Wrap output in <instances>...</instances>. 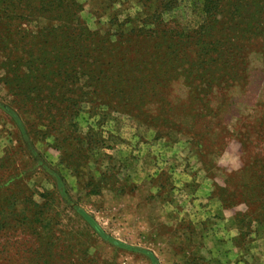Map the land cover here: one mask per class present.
Listing matches in <instances>:
<instances>
[{
  "label": "rangeland",
  "instance_id": "rangeland-1",
  "mask_svg": "<svg viewBox=\"0 0 264 264\" xmlns=\"http://www.w3.org/2000/svg\"><path fill=\"white\" fill-rule=\"evenodd\" d=\"M77 2L91 53L29 38L50 22L19 0L8 18L22 31L10 50L0 41V203L35 214L33 230L0 231V264H264V39L252 20L248 35L220 19L202 37L199 0L162 14L157 0Z\"/></svg>",
  "mask_w": 264,
  "mask_h": 264
},
{
  "label": "trees",
  "instance_id": "trees-1",
  "mask_svg": "<svg viewBox=\"0 0 264 264\" xmlns=\"http://www.w3.org/2000/svg\"><path fill=\"white\" fill-rule=\"evenodd\" d=\"M14 1L16 0H4V3L6 2V5L0 8V19L2 20V22H0V33H3L0 41H3V43H5V50L11 49L12 41H16L14 34H19L22 31L23 27L22 23L11 22V18H8L10 12H15V10L12 9V6H15ZM20 1L31 6V11L29 10L30 13L33 14L34 12L37 14V16L46 17V19L50 22V24L44 28H39L36 26L37 31H32L29 29L25 30L24 33L27 34L29 38H34L37 34H41L42 37H44L45 35L51 33V51L59 48L61 44H65L69 48L74 49L79 56H84L85 54L87 55L91 53L90 48L92 46L90 44V32L81 29L83 28V26H81V24L79 23V18L77 15L81 10L82 5L79 4L77 0H49L48 2H46L45 0H29L30 3L28 2V0H19V2ZM157 1L159 2V6L153 11L154 14H156L158 11H160L161 14L167 12V10L172 9L176 6V4L179 3V0ZM199 2L201 3L200 7L203 13V17L200 27L195 30V32L197 34H200L202 37L210 34L214 24L218 23L220 19L224 21H231V23L233 24V28H238L235 31L237 35H248L250 33L249 30L247 28H242L240 23H244L245 20L243 18H250L252 20V28H255V32L259 31V37H262L264 39V0H199ZM255 4L258 6H255ZM245 8H250L249 14H240L239 11ZM255 9L256 11L254 12ZM26 10L27 9L25 8L21 9L20 15L24 16ZM161 14L156 17L160 18ZM215 30H217L216 27H214V30H212V34ZM24 33H21V36L24 37ZM251 35L258 36L257 34ZM42 37L39 38V40H41ZM72 38H74L75 40ZM28 40V37L20 38L19 42H16L18 46L15 49H18L20 45L24 44L25 56H23L22 58L23 66L27 64L30 65L31 63L30 59H26V57H30L31 49ZM67 40L69 41L67 42ZM42 46L43 44L41 42H37L35 44L36 49H41ZM25 47L27 49H25ZM231 47L235 50L230 57V62H234V60H236L239 55V52L236 51H240L243 46H239V44H236V46L232 45L229 48ZM13 58L14 56L11 52L7 53L6 60L9 67L14 63L12 60ZM78 64L79 62L76 56L69 59V63L68 65H66V71L70 70L72 66H76ZM225 65H227V63H225ZM110 70L111 67L108 68V71ZM10 71L12 70L10 69ZM31 71L32 70H29L28 74H30ZM258 185H262L261 187L264 189V182H261ZM18 192L20 193V191ZM13 195L14 194L10 196L9 194L8 197H12L10 199H13ZM257 195H259V198H257L256 200L259 203V209L264 210V193L263 195H261V193L257 191ZM6 201L7 198L3 200V204L6 203ZM15 201L16 199L12 200L10 204L8 203L9 201H7V205H3L2 203H0V207L2 208L0 210V231H18L24 227H27L26 230H33V227L35 226V214L20 219V214L18 215V213L14 209ZM31 205L39 207L40 203L33 200ZM41 206L44 207L43 204H41ZM3 207H8L9 209L4 212L5 209ZM262 213H264V211ZM38 214L40 213H37L36 217H38ZM261 217L256 216L255 219L264 221V215H262ZM33 259L34 257L32 256L28 257V259L25 260L24 264H34ZM1 261V264L9 263V260H7L6 257H3ZM45 262L48 263L49 259L45 260ZM102 263L106 264V262Z\"/></svg>",
  "mask_w": 264,
  "mask_h": 264
}]
</instances>
